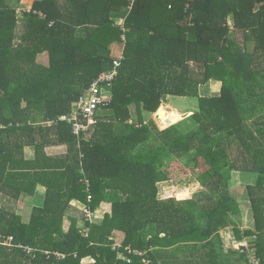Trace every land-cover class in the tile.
<instances>
[{"label": "trees", "instance_id": "obj_1", "mask_svg": "<svg viewBox=\"0 0 264 264\" xmlns=\"http://www.w3.org/2000/svg\"><path fill=\"white\" fill-rule=\"evenodd\" d=\"M18 1L0 0V264H264V0ZM120 55L74 135L59 118ZM210 79L220 93L199 95ZM168 96L197 106L160 129L151 115ZM172 166L195 194L161 195ZM37 184L43 205L24 220ZM72 201L101 220L66 216Z\"/></svg>", "mask_w": 264, "mask_h": 264}, {"label": "built area", "instance_id": "obj_2", "mask_svg": "<svg viewBox=\"0 0 264 264\" xmlns=\"http://www.w3.org/2000/svg\"><path fill=\"white\" fill-rule=\"evenodd\" d=\"M123 58L120 55L117 59L113 60V68L109 71H104L96 76L87 87L86 91L80 95L72 104L73 111L68 115H62L60 120H67L71 122L72 133L79 135L89 129L91 124L95 120L96 113L101 105L105 103L109 96V87L116 75V68ZM0 127L3 125L0 123ZM84 218L83 221L93 222L97 218V211H91L86 206H80ZM88 229L83 228L82 232L87 235ZM1 243V241H0ZM4 244L10 245V241H3ZM246 246V241L242 242ZM232 246V242L230 243ZM22 249L26 254L34 252V249L29 246L21 245ZM48 253V252H47ZM58 258H62L63 254L56 253ZM253 262L255 261L252 257L249 258Z\"/></svg>", "mask_w": 264, "mask_h": 264}, {"label": "crops", "instance_id": "obj_3", "mask_svg": "<svg viewBox=\"0 0 264 264\" xmlns=\"http://www.w3.org/2000/svg\"><path fill=\"white\" fill-rule=\"evenodd\" d=\"M33 1L34 0H19L17 4V11L20 12L23 9H29ZM205 85H207L205 90H202V87ZM220 85L221 84L219 81L210 79L205 84H201L198 86V94L201 96H216L220 93ZM191 101H195V104L197 105L195 98L168 96L166 102L160 104L156 112H154L151 115V118L154 120V122L157 124V126L160 129H164L175 123H180L181 120L183 119L186 120L191 115V113L195 110V108L191 105ZM191 109L192 111H189ZM159 114L161 115L166 114L165 117H167L170 120V122L167 125L162 126L161 123L163 122L164 118L163 116H161V118L158 119L156 115H159ZM44 194H45L44 186L37 184L35 187V191L30 198L23 197V196L21 197V204H20V209L18 213L21 214V217L24 220L28 218V215H29V212L32 206H42L43 205ZM73 204H76V202L72 201L67 211L70 209V206H73ZM24 212H26V214H24ZM63 227L64 229L67 228L66 221H64ZM80 263L81 264H92L93 259L90 256H86L81 259Z\"/></svg>", "mask_w": 264, "mask_h": 264}, {"label": "rangeland", "instance_id": "obj_4", "mask_svg": "<svg viewBox=\"0 0 264 264\" xmlns=\"http://www.w3.org/2000/svg\"><path fill=\"white\" fill-rule=\"evenodd\" d=\"M79 32H81V30H79ZM248 47H250V44L248 45ZM209 85V84H208ZM202 90H205L204 87H202ZM109 98V96H108ZM191 105L196 108V104L195 101H191ZM189 111H192L189 110ZM163 112V110H162ZM102 113H108V112H99V114ZM167 114V113H166ZM166 114H159V117L161 118V116H166ZM168 115V114H167ZM171 115V114H170ZM46 151L48 154H57L63 151V148L60 146L57 147H47ZM172 175H171V179L162 183V196H167V195H183V194H195L196 188L198 187L197 182H195L191 176L189 174H186L184 172L182 173H178L179 172V168L177 166H172L168 169ZM247 181V178H245L244 175H237L235 174L233 177V180L231 181V185H230V193L231 195L241 201V207L243 208L242 210V223L240 224V226L242 227H246V226H251L253 225V220L250 217V215L248 214L249 210H248V204L243 201V185H245ZM78 206V204H73V206H70V209L68 211H66V216H76L77 218L82 217L80 210L76 207ZM101 210L97 211V218L96 221L101 220ZM24 214H26V212H24ZM68 223V222H66ZM122 238V235H119L116 237L117 240H120ZM229 241V240H226ZM231 243V242H229ZM226 244L228 245V242H226Z\"/></svg>", "mask_w": 264, "mask_h": 264}]
</instances>
